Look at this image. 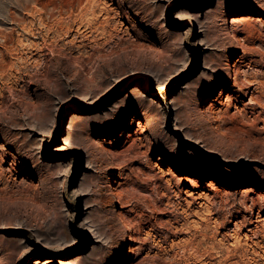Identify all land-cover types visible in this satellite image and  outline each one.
<instances>
[{"label": "rangeland", "instance_id": "1", "mask_svg": "<svg viewBox=\"0 0 264 264\" xmlns=\"http://www.w3.org/2000/svg\"><path fill=\"white\" fill-rule=\"evenodd\" d=\"M0 264H264V0H0Z\"/></svg>", "mask_w": 264, "mask_h": 264}, {"label": "bare ground", "instance_id": "2", "mask_svg": "<svg viewBox=\"0 0 264 264\" xmlns=\"http://www.w3.org/2000/svg\"><path fill=\"white\" fill-rule=\"evenodd\" d=\"M63 4H64V3H63ZM64 6H65V5H63V7H64ZM56 7H57V6H56ZM208 184H209V186L212 187V188H213L214 185H215L213 181H210ZM215 186H216V185H215ZM213 190H214V189H213Z\"/></svg>", "mask_w": 264, "mask_h": 264}]
</instances>
